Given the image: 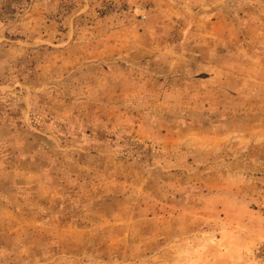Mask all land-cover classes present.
Wrapping results in <instances>:
<instances>
[{"label": "rangeland", "instance_id": "rangeland-1", "mask_svg": "<svg viewBox=\"0 0 264 264\" xmlns=\"http://www.w3.org/2000/svg\"><path fill=\"white\" fill-rule=\"evenodd\" d=\"M0 264H264V0H0Z\"/></svg>", "mask_w": 264, "mask_h": 264}]
</instances>
